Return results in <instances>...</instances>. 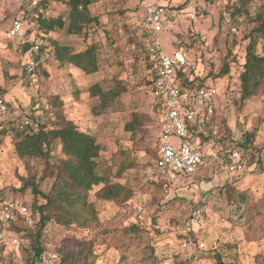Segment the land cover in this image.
Masks as SVG:
<instances>
[{"label":"rangeland","instance_id":"1","mask_svg":"<svg viewBox=\"0 0 264 264\" xmlns=\"http://www.w3.org/2000/svg\"><path fill=\"white\" fill-rule=\"evenodd\" d=\"M31 1L0 0L1 33L17 18L36 32ZM68 1L49 0L45 16H61L68 25ZM94 1L90 15L99 24L85 28L87 37L84 32L70 35L65 30L49 35L48 57H43L37 85H29L23 77L24 46L15 40L0 50V91L7 101L2 125H20L31 115L36 127L52 129L63 116L93 135L101 148L97 161L104 181L88 194L90 213L95 217L87 214L91 223L84 229L50 222L44 228L46 260L50 264H217L218 254L225 264H264V92L243 104L240 81L246 37L255 28L253 19L264 10V0ZM153 4L167 5L175 15L171 27L158 35L162 53L173 56L177 47L184 48L188 61L197 67L193 72L217 90V121L226 124L209 147L200 177L178 180L164 188L149 183L145 175L157 151L160 129L153 113L139 15ZM235 9H243L246 15H237L235 20ZM51 38L64 47V55L95 46L98 71L86 74L64 59L60 61ZM3 46L1 43L0 48ZM258 52L264 55V41ZM224 63L230 65L228 74L220 73ZM96 84L121 91L119 111L96 114L98 100L90 97V88ZM135 114L147 117L142 129L126 131ZM245 134H253L254 146L249 151L234 149ZM2 140L0 195L20 200L29 212L19 231L5 228L8 243L15 236L21 246L0 243V264H29L35 255L30 235L40 226L35 206L45 200L37 202L28 183L34 181L48 194L55 179L44 161L16 153L12 132ZM234 153L246 162L243 172L225 169L226 156ZM60 154V148L53 153ZM114 183L125 185L128 192L114 200L97 196L106 184ZM126 194L129 198L125 200ZM133 227H137L136 233L131 232ZM87 242L93 243L88 261L77 256L62 263L64 256L77 253Z\"/></svg>","mask_w":264,"mask_h":264},{"label":"trees","instance_id":"2","mask_svg":"<svg viewBox=\"0 0 264 264\" xmlns=\"http://www.w3.org/2000/svg\"><path fill=\"white\" fill-rule=\"evenodd\" d=\"M48 2L49 0H43L34 7L32 6V1L30 2V10L36 12V23L34 24V28L37 36H43L48 39L51 33L59 30H65V32L70 35H80L85 31L87 26H91L93 23H95V26L99 24L98 19L90 15V7L95 2L94 0H69L67 5L69 7L68 25L61 16L54 19L45 16L44 11L48 7ZM243 14L246 15L243 9H235L232 15L236 20L237 15L243 16ZM174 20L175 16L171 17V21L173 22ZM253 22L256 25L246 37L248 45L246 47L244 71L240 79L241 101L243 104L256 97L260 91L264 92V55L258 52L259 45L264 41V10L258 13L257 17L253 19ZM29 32L32 33L34 31H30L29 28ZM84 35L87 37L88 32H84ZM51 41L55 45L56 55L60 61L64 59V61L84 71L86 74H92L98 71V59L95 46L91 45L86 51L81 53L71 52L68 55H64L62 53L64 49L59 47L57 40L51 38ZM6 42L9 43L11 40ZM48 47L49 46L43 48L39 58H43L44 56L48 57L46 53ZM28 49V45L24 46L23 53ZM0 50L2 49L0 48ZM144 51L146 52L145 45ZM63 55L65 56L64 58ZM145 61L148 67L150 64V56L147 52ZM41 71L42 68L40 70V76ZM229 72L230 65L224 63L220 73L228 74ZM23 77L26 80L24 72ZM192 77L202 84H207L203 77L193 71L182 75L183 84L190 85V79ZM0 90H2L1 85ZM90 97L98 100L96 110L98 108L99 111L95 110L98 115L110 111L117 112L122 106L120 103L121 91L114 87L104 89L100 84H96L90 88ZM153 113L155 117L156 106L154 103ZM219 115L220 107L216 109V118H214V121L209 126L210 136L205 139L208 143L217 141L221 131H224V128H226V124L223 121H217ZM31 118H33L31 115L26 117L31 125L24 129H20L19 125L10 124L8 127L2 125L5 119L3 120L0 115V148L3 144L2 138L8 135L9 132H12V135H14L15 151L21 158L44 161L48 165L47 168L50 167L52 169L51 174L55 180L48 194L42 193L34 181L28 183L36 201L38 202L39 198L45 200L43 205L35 206V209L40 213V226L35 235H30V245L35 255L34 259L29 264H43L46 260L47 253L44 240V228L50 222H55L66 228H70L74 225L83 229L88 228L91 221L87 217V214L95 217L90 213L91 205L89 204L88 194L94 186H99L103 183L104 178L99 173V164L97 161L101 153V148L93 135L80 130L72 120L66 119L63 116H59V125L52 129H47L44 125L39 124L37 125L38 127H36ZM145 118L147 117L135 114L133 120L125 126V130L134 132L142 129ZM35 128H37V132H34ZM227 132H225V134ZM160 136L161 132L159 131V139ZM253 146V134H245L242 141H236L234 149L249 151ZM57 148H60V156L53 155ZM158 156L157 146V151L152 162L156 161ZM226 157L228 158L226 164H228L230 155L228 154ZM150 165L152 164L150 163ZM126 169L127 167H122L123 171ZM148 182L161 188L169 187L164 181ZM125 191V185L120 183L106 184L97 196L100 199L114 200L120 198ZM127 192L128 191H126V193ZM127 196L128 194H126L125 200L129 198V196ZM53 214L55 215L53 216ZM25 219L23 215L18 214L15 222H11L10 224H5L0 220V236L5 235V238L0 239V243L12 245L11 239L9 240L10 243L7 241L5 234L6 229L10 231L16 229L15 231H19L21 229V223H24ZM136 230L137 227H133L131 232L136 233ZM92 247V242L85 243L77 253L64 256L62 263H66L77 256H81L84 258V261H88V259L93 256ZM216 257L217 264H225L220 255L217 254Z\"/></svg>","mask_w":264,"mask_h":264},{"label":"built area","instance_id":"3","mask_svg":"<svg viewBox=\"0 0 264 264\" xmlns=\"http://www.w3.org/2000/svg\"><path fill=\"white\" fill-rule=\"evenodd\" d=\"M43 0H32V6ZM167 5H148L142 14V35L145 38L146 52L150 56L147 67L149 91L154 97L156 106L155 118L161 136L158 145V159L150 165L145 173L148 181H164L168 185L182 179H197L205 159L209 158V147L205 139L210 136L209 126L214 121L216 109L219 107L217 90L210 84H202L190 79V85H184L182 75L196 70V65L190 63L183 47L177 48L173 56H166L161 51L158 35L172 25ZM17 40L21 46H29L23 53L22 67L29 85H37L40 80V70L43 58H39L43 48L48 46L47 38L30 33L27 22L21 18L13 20L4 33L0 32V45L3 40ZM6 98L0 92V115L4 117ZM28 119L23 120L19 128L30 126ZM37 132V129H34ZM172 137L177 141L172 142ZM246 162L239 154L230 156L225 169L240 173L245 170ZM167 186V185H166ZM28 208L19 200L6 199L0 195V220L5 224L15 222L17 215L26 219ZM5 238L1 235L0 239ZM14 247L21 246L18 237L11 238ZM44 264H50L45 260Z\"/></svg>","mask_w":264,"mask_h":264},{"label":"crops","instance_id":"4","mask_svg":"<svg viewBox=\"0 0 264 264\" xmlns=\"http://www.w3.org/2000/svg\"><path fill=\"white\" fill-rule=\"evenodd\" d=\"M4 43V46H3V48H2V50H5V49H7L8 48V46H9V43L8 42H3ZM4 47H5V49H4ZM64 48V47H63ZM73 52V51H72ZM75 53V52H74ZM68 55V54H67ZM199 177H200V175H199ZM198 177V178H199ZM197 178V179H198Z\"/></svg>","mask_w":264,"mask_h":264}]
</instances>
